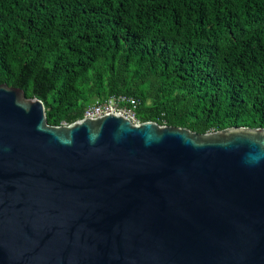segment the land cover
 Segmentation results:
<instances>
[{
  "label": "water",
  "instance_id": "obj_1",
  "mask_svg": "<svg viewBox=\"0 0 264 264\" xmlns=\"http://www.w3.org/2000/svg\"><path fill=\"white\" fill-rule=\"evenodd\" d=\"M0 264H264V128L51 126L0 85Z\"/></svg>",
  "mask_w": 264,
  "mask_h": 264
},
{
  "label": "trees",
  "instance_id": "obj_2",
  "mask_svg": "<svg viewBox=\"0 0 264 264\" xmlns=\"http://www.w3.org/2000/svg\"><path fill=\"white\" fill-rule=\"evenodd\" d=\"M51 126L112 96L140 123L264 128V0H0V85Z\"/></svg>",
  "mask_w": 264,
  "mask_h": 264
},
{
  "label": "built area",
  "instance_id": "obj_3",
  "mask_svg": "<svg viewBox=\"0 0 264 264\" xmlns=\"http://www.w3.org/2000/svg\"><path fill=\"white\" fill-rule=\"evenodd\" d=\"M139 102L127 96H112L104 101H97L85 109L84 118H98L103 115L118 113L133 123H140L136 118Z\"/></svg>",
  "mask_w": 264,
  "mask_h": 264
}]
</instances>
